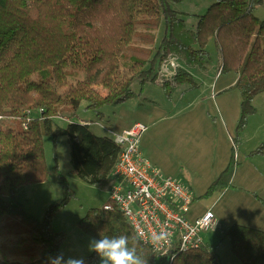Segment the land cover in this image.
Returning <instances> with one entry per match:
<instances>
[{"label":"trees","instance_id":"trees-1","mask_svg":"<svg viewBox=\"0 0 264 264\" xmlns=\"http://www.w3.org/2000/svg\"><path fill=\"white\" fill-rule=\"evenodd\" d=\"M180 1L184 0H0V219L17 218V235L32 233L40 241V246L21 250L28 264H47L48 257L62 253L66 236L55 231L53 222L73 199L56 166L53 171L66 195L46 210L43 219L28 215L18 201L22 187L48 180L45 139L68 138L73 174L87 185L112 181L122 149L109 137L94 135L90 122L80 115L91 112L100 117L104 107L135 98L136 82L146 86L170 55L206 70L211 39L222 56V74L239 78L236 89L242 104L229 165L200 199L234 189L235 150L257 112L253 101L264 94V20L255 14L263 1L204 0L212 5L197 15L194 29L175 8ZM162 26L164 34L157 43ZM175 81L177 86L196 88L184 71ZM162 88L172 99L176 88ZM57 120L67 125L61 127ZM254 156H264V144L249 158ZM112 206L110 212L89 210L78 224L82 233L93 239L127 235L130 246L138 242L137 254L146 264H167L165 257L142 244L122 212ZM227 237L242 264H264V231L233 225ZM99 263L95 252L84 259V264ZM171 264L222 262L217 249L207 247L175 250Z\"/></svg>","mask_w":264,"mask_h":264},{"label":"rangeland","instance_id":"rangeland-1","mask_svg":"<svg viewBox=\"0 0 264 264\" xmlns=\"http://www.w3.org/2000/svg\"><path fill=\"white\" fill-rule=\"evenodd\" d=\"M198 1L203 2L204 0H198ZM262 1L263 3L261 4V6H258L255 11L256 16L260 20L261 19L264 20V0ZM187 2H189V0H185L180 5L178 4L177 6V11L182 15V17L185 18L186 16H188V13H191V10H194L195 13L205 12L204 11L205 8H201V9L199 8L197 10L190 8L189 10ZM163 34H164V27L162 26L160 29V32L157 33L158 43L162 39ZM213 48L214 47H212V50L214 53ZM211 60H212L211 65H210L211 67L209 69L207 68L208 70L207 69L206 70L208 73H210V77L212 79L215 69L217 68L221 70L223 66H221L222 62H218V58L216 54L212 55ZM209 64L210 62L208 63V65ZM206 70L201 71L200 69L199 71H192V76H191L195 84L197 82L198 86L202 85L204 81V85L203 87H201L204 89H205L204 87L205 83L208 84L209 82L213 80V79L212 80L207 79L206 77H203L202 79L203 81L199 80L200 73L203 72V75H204ZM222 75L223 77L221 79L225 80V82L226 81L230 82L236 79L235 77L236 74L234 73H228V74H225V75L222 74ZM197 84H196V88H194L196 89L195 98L200 97L202 94V91H198L200 89H198ZM148 85H152V86H149V87H152L151 88L152 91L150 92L151 94L154 95L157 105H153L152 107L151 106L152 104L147 105V106L145 105L140 106L138 104V106H140V111L143 116L145 117L149 116L155 119L161 116L163 112H165V114L163 115H166V116L167 114L176 115L180 113L182 110H184L185 108H188L187 104L181 108H176V107L182 106L186 102V101H183V102L179 101L175 104V101L177 100L176 97H178L179 95L178 92L180 89H178L175 92L174 99H169L167 97V94H165V91L163 88L162 89L159 88V86L155 83L149 82ZM236 85L233 89H228L224 91L223 94L226 95L228 93L234 92V94H231L230 96H228L230 97L229 99H233L231 97H235V95H238V97L241 99V91L236 89ZM205 96L208 97L209 93H206ZM255 99H256L255 101L256 105L254 103V106L256 107L257 112L249 119L247 127L249 126L251 119L252 121L249 127L248 136L245 138L246 142L242 145V134L244 131L247 130V127L245 128L246 130H244L241 134V144L239 145V147H236V150H235L236 160L238 164V168L236 169L235 173L237 172L239 168L242 167V170H244V172L248 174L247 175L248 178H249L250 173L254 175L252 179H249V189L255 192L251 194L253 196L252 201L250 200L248 202H242L243 204H240L241 202H238V204L241 207H243L244 205H247L246 206L247 216H251V218L255 219V217L259 215L261 219V221L257 223L256 224L257 226L255 227L251 226L252 227L251 228L250 226H246V225L242 227H247L253 230L264 231V227H263L264 226V213L259 214L257 212L259 209L256 208L255 205H252L253 203H255V200H257V202L261 204L262 207L264 208V164L261 163L262 159L264 161V156H254V158H249L251 152H253L255 149H257L258 147L264 144V94L259 95ZM209 103L210 105H212L211 102ZM202 104H203V97H201L200 101L195 104L196 106H193V107L189 106V110L187 109L185 116H184L186 121H188L189 118H187V116H190L195 111V117L198 120V126L196 129L200 132V134H202L203 132L204 133L207 132V130L203 127V125H200L202 122H205L204 115L205 114L210 115L211 119L214 120V117L211 114H213L215 111V108L213 105H212V108L208 107L210 109L207 110ZM115 106L116 105L104 107L102 110V113L104 114L103 118L98 119L95 113H90V114L82 113L80 115V118L83 119L84 121L87 119L92 120L91 130L93 134L96 135L97 137L108 135L109 131L107 132V130L105 129V126L109 125V129H111L113 128V123H114L116 124L115 129L117 127V123L114 122V119L117 117L115 113L116 112H118V114L120 113L118 111L119 107H115ZM146 108L153 109L154 112L151 113V115L147 113L145 114L144 110H148ZM31 116L35 117V113H32ZM178 119L180 120L176 121L175 125L178 123H181L180 126H182L183 125L182 123L185 122V119L183 118H178ZM57 121L60 123L61 127L67 125L66 120H61V121L57 120ZM99 121L102 123L103 126L98 127L95 125V123H99ZM109 121H111L112 124ZM122 124H124V122ZM178 129H179V125H177L176 127H173V130H175V132H177ZM148 130H149V127H148ZM193 133L196 135L197 131L194 130ZM190 141L196 142L197 141L196 136L190 139ZM233 147H234V143L231 142L229 152H228L230 160L232 157L231 153H232ZM44 150H45L46 163L48 164V169H49L48 180L43 183H39L38 185H29V186H26V188L22 187L17 196L18 201L24 205V209L26 210V212H28L27 213L28 215H31L38 220L42 219L45 216L46 210L49 207H51L53 204L57 203L59 200L64 199L66 195L65 189L62 188V186L60 185L59 175H56L53 171L54 167L58 166L60 175H62V177L65 178L69 184V187L73 195V199L65 207V209L57 212V215L53 222V227L54 229H56L55 231L57 233H63L66 236V241L63 244L64 247L62 246L66 257L68 256V257L80 258L81 256H86L85 258H87L91 256L94 252L90 250V242L94 239L90 238L87 235H84L78 224H79V221L88 214L89 210L94 209V208L102 209L103 206L109 201L110 194L108 193V190L110 191L111 187L113 186L112 181L110 180L107 184H104L103 186H92V185L89 186L85 182H83L78 176L73 174V165L71 162V149H70L68 138L66 136L59 137L56 140H53L52 137L46 138L44 142ZM249 161H252V162H249ZM172 163H175L173 159H172ZM180 177L182 176H179L176 178L179 179ZM180 179L181 180L185 179L187 181L184 175ZM185 180H184V183L187 184L188 181L185 182ZM230 190H234V189H230ZM230 190H226L223 193H218V195L211 197L209 199H200L201 194L196 190L197 198L196 196L195 198L197 200L196 199L194 200L190 208L192 209V211H198L199 213L200 211L205 210L207 205L210 206L216 203L218 201V198L220 200L218 202L220 203L219 206L222 207L221 205L223 204L222 203L223 200H226L228 196H230V195L223 196V194ZM254 194L255 195L257 194L258 197L254 196ZM249 202H251L250 205L248 204ZM217 210L218 209H215V212ZM234 212L235 210L233 211V213ZM238 214H241V213H238ZM19 224H20V221L17 218L7 216V217H2L0 219V262H4L5 260H7L9 263L18 261L20 264H28V260L26 261L23 258H21L24 256L23 254L20 253L21 250L24 247L41 245L40 241L32 233H28L25 235H19V234L17 235L18 229L20 227ZM231 227L232 225L230 226H227L225 224L223 225L221 222V227L219 228V230L210 231V232H207V234L202 235L203 243L206 248L209 247V248L217 249V252H218L219 257L221 258L222 264H242L239 258L236 257L234 253H232L231 244L227 237L228 230Z\"/></svg>","mask_w":264,"mask_h":264},{"label":"crops","instance_id":"crops-1","mask_svg":"<svg viewBox=\"0 0 264 264\" xmlns=\"http://www.w3.org/2000/svg\"><path fill=\"white\" fill-rule=\"evenodd\" d=\"M184 1H180L179 3H177L175 8L177 9L178 4L180 5ZM187 4L189 10L190 8H193L195 10L199 8H205V12L202 13H195L194 10H191V13H188V16L184 18V20H186L188 28L194 29L197 25V15H203V13L205 14L212 3L210 1L202 2L198 0H189ZM212 47H214V53ZM207 51L210 54V64L208 65V69L211 67V59L212 55L214 54H216L218 62H222L221 53H219L214 39H211V42L207 47ZM199 70L197 69L196 71ZM207 70L204 75L203 72L200 73L199 80L203 81V77L213 80L208 84L205 83V89L201 88L204 85V81L200 86H198L196 82L198 89H200L198 91H202L200 97L195 98L196 89H194L193 87L189 85L179 86L175 89V92L180 89L178 92L179 95L178 97H176L177 100L175 101V104L179 101L186 102L182 106L176 108H181L186 104L188 105V108H185L176 115L167 114L166 116L163 115L165 114V112H163L161 116L155 119L149 116H143L140 111V106L142 105L147 106L152 104V107L153 105H157L154 95L150 92L152 91V87L149 86L152 85L147 84L146 86H143L140 82H136V84L133 86V93L134 95H136L135 98L127 100L126 102H124V104L115 106L119 107L118 111L120 113H115L117 117L114 119V122L117 123V127L115 129L116 124L114 123L113 128L111 129H109V125L105 126V129L107 130V132H109L108 135L103 136L109 137L110 139L114 140L116 136L121 135L124 131H126V129H129L134 124L138 122L146 124L149 127V130L140 142L144 159L149 161L152 165L154 164L161 171L166 173L164 174L165 176L167 175L171 177H183L184 175L188 182L185 179H182L183 182L184 180L185 182H187L186 185L189 187L191 192L193 191L196 198V190L201 194L200 197L204 196L207 189L215 182L217 177L227 169L230 161V157L228 155L229 148L232 142V138L236 133V128L241 117L240 113L242 97L240 99L238 95H235V97H231L233 99H229L230 97L228 96L234 94V92L228 93L226 95L223 94L224 91L233 89L237 84L239 78L235 75V80L225 82V80L221 79L223 77L221 73L222 68L221 70L216 68V72L214 71V75L211 79L210 73H208ZM159 88L161 87L159 86ZM206 93H209L208 97L205 96ZM174 96L172 99L175 98ZM201 97H203L202 105L207 110L212 108V105L215 108L214 113L211 114L214 117V120L211 119L210 115H204L205 122H202L200 125H203L207 132H203L202 134H200V132L196 129L198 126V120L195 117V111L190 116H187V118H189L188 121H186L184 117L187 109L189 110V106H196L195 104L200 101ZM255 101L256 99L253 103H255ZM209 102H211L212 105H210ZM138 104L140 106H138ZM144 111L145 114L147 113L150 115L154 112L153 109ZM87 113L90 114L91 112ZM103 116V113L100 117L96 115L98 119L103 118ZM178 118L185 119V122L182 123V126H180L181 123L175 125L176 121L180 120ZM81 120L84 121L83 119ZM91 121V119H87L84 122H90L91 128ZM251 121L252 119L250 120L247 130L242 134V145L246 142L245 138L248 136ZM109 122L112 124L111 121ZM123 122L124 124H122ZM95 125L98 127L103 126L100 121L99 123H95ZM177 125H179V129L177 132H175V130H173V127H176ZM194 130L197 131L196 135L193 133ZM195 136L197 141H190V139L194 138ZM172 159L175 163H172ZM261 163L264 164L263 159ZM241 170L242 167L237 170L232 179L234 190L227 191L223 194V196H230H228L226 200H223V204L221 205L222 207L219 206L220 203L218 202L220 200L218 198V201L216 203L210 206L207 205L206 209L200 211L199 213L198 211H192V209L190 208V211L187 213V218L193 221L194 219H197L198 217L204 215L206 211L210 209H213L214 212L215 209H218L215 214L216 217L220 219L223 225H246L250 227L257 226L256 224L261 221L259 215H257L255 219L251 218V216H247V205L241 207L238 204V202H241L240 204H243L242 202H248L250 200L252 201L253 196L251 194L255 193L249 189V179H252L254 175L250 173L248 178V174L245 173L244 170ZM112 188L113 186L111 187L110 191L108 190L109 194L111 193ZM248 204L250 205L251 202H249ZM252 205H255V207L259 209L257 211L259 214L264 213V208L257 202V200H255V203H253ZM234 210L235 212L233 213ZM63 247L61 251L63 252L64 257L68 258V256L66 257L64 254ZM85 257L86 256H81L80 258L84 259Z\"/></svg>","mask_w":264,"mask_h":264},{"label":"built area","instance_id":"built-area-1","mask_svg":"<svg viewBox=\"0 0 264 264\" xmlns=\"http://www.w3.org/2000/svg\"><path fill=\"white\" fill-rule=\"evenodd\" d=\"M197 69L173 54L161 63L149 82L174 89L180 71L192 76ZM40 112L44 114L43 110ZM147 131L148 126L138 122L115 137L114 142L122 151L114 169L109 203L103 211L110 212L112 205L116 206L142 244L171 264L175 250L186 253L205 249L202 235L219 230L221 221L213 209L193 221L187 218L195 195L180 178L165 176L144 159L140 142Z\"/></svg>","mask_w":264,"mask_h":264},{"label":"clouds","instance_id":"clouds-1","mask_svg":"<svg viewBox=\"0 0 264 264\" xmlns=\"http://www.w3.org/2000/svg\"><path fill=\"white\" fill-rule=\"evenodd\" d=\"M174 63V61H173ZM170 76L175 73H170ZM136 243L129 245L127 235L104 236L90 242V250L94 251L100 258V264H146L145 258L137 254ZM47 264H84L83 258L68 257L63 253L50 256Z\"/></svg>","mask_w":264,"mask_h":264}]
</instances>
